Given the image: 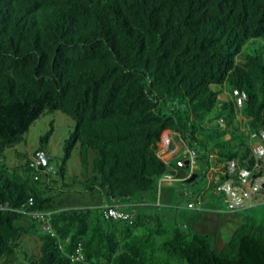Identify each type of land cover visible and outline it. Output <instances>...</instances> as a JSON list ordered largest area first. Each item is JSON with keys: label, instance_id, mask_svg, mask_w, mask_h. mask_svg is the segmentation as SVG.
<instances>
[{"label": "trees", "instance_id": "16d2710c", "mask_svg": "<svg viewBox=\"0 0 264 264\" xmlns=\"http://www.w3.org/2000/svg\"><path fill=\"white\" fill-rule=\"evenodd\" d=\"M256 39L264 40V0H0V264L19 263L23 238L33 235L40 247L31 264H264L257 216H246L219 249L218 233L167 227L157 215L139 212L127 222L103 215L105 204L160 192L165 174L196 181L198 173L189 176L185 164L188 171L174 170L160 154L166 131L198 159L206 152V174L216 161L226 177L223 156L252 167L250 136L264 130V57L244 48ZM228 87L230 103L216 115ZM236 88L247 92L244 118ZM55 111L75 122L66 156L78 146L85 172L71 183L49 179L53 129L34 151L45 152L47 166L31 157L6 163V150ZM220 117L224 126L215 124ZM208 135L239 139L237 148L215 140L211 150ZM86 193L89 203L74 202Z\"/></svg>", "mask_w": 264, "mask_h": 264}, {"label": "rangeland", "instance_id": "374dc122", "mask_svg": "<svg viewBox=\"0 0 264 264\" xmlns=\"http://www.w3.org/2000/svg\"><path fill=\"white\" fill-rule=\"evenodd\" d=\"M244 52L250 54L261 53L264 57V40L256 39L250 41L244 48ZM226 89L221 90L219 95V102L214 109L216 115H218L219 110L224 112L223 107L226 106V103H230L228 91L231 88L228 87ZM235 109L238 115L242 114L241 107L236 106ZM241 116L244 118L243 115ZM215 124H219L218 121ZM74 125V120L60 111L42 115L31 125L23 142L6 150L5 158L7 165L13 168L28 160L40 146L41 138L53 129L47 146L48 155L52 157L49 166L50 171L48 172L51 176L49 179H56L62 184L64 181L71 183L76 177L82 178L85 169L80 162L78 146L73 150L69 158L66 156V143L71 137ZM246 131L248 134L250 133L248 129ZM167 132H164L161 137V148L170 147L165 137L169 136ZM216 137L209 135L203 136V138L210 140L208 145L209 149L214 150V148L218 147L215 146V140L219 142L220 146L230 147L232 149L237 148L239 139L231 140L230 136H225L224 139L218 140ZM202 143L205 145L204 141ZM173 148V153L168 159L173 165L172 168L174 170L188 171V168L181 165V162L186 158L183 153L185 145L177 136L174 138ZM21 153L24 155L23 159L20 158ZM204 154H206L205 151L200 152V158L197 160V167L194 172L198 173L199 176L195 182L184 183L181 180H175L172 184L162 183L160 184V192L158 189L156 192L148 191L141 193L131 200H128L124 209L133 217H137L139 212L157 215L161 219L162 225L167 227L179 224L182 230L190 229L193 233L208 235L218 233L217 247L219 249L229 241L246 216H257L259 220H264V192L257 195L249 211H229L227 209L220 194L214 192L209 174L205 173L207 164L201 158ZM217 166L216 161H214L213 167ZM40 175L44 176V180H47L45 170ZM75 189L77 191L83 190L81 186H77ZM86 195L89 199H82L78 196L74 202L80 205L89 203L91 198L88 193ZM144 198H146V202H142ZM198 199H201V201L195 209L188 207L190 201H197ZM21 245L22 248L19 254L21 261L15 264H31V258L29 259V257L38 255L40 247L38 237L36 235L25 236Z\"/></svg>", "mask_w": 264, "mask_h": 264}, {"label": "built area", "instance_id": "2783aa9c", "mask_svg": "<svg viewBox=\"0 0 264 264\" xmlns=\"http://www.w3.org/2000/svg\"><path fill=\"white\" fill-rule=\"evenodd\" d=\"M233 97L237 106L242 107L248 96L245 90L236 88L233 90ZM218 123L224 126V118L220 117ZM250 137L254 142L252 150L255 161L252 167H239L237 159L232 156L217 158L220 161V165L224 167L222 175L226 176L221 179L219 175L216 181L217 191L229 211H239L252 206L257 195L264 192V170L261 165V161L264 160V130L253 131ZM183 153L187 158L189 176H191L197 167L198 153L189 147H185ZM181 163L183 164V162ZM31 164L37 168L47 166L48 158L45 152L42 150L36 151L32 157ZM217 169L219 168L212 166L209 174L211 175L213 171L216 172ZM175 180L178 179L174 175L165 174L161 177L160 184H172ZM200 201L201 199L192 201L188 204V207L195 209ZM29 202L32 203V198L29 199ZM103 215L105 219L131 221V215L119 205H104ZM50 229L51 227L48 225L44 227L45 231H50ZM79 252L80 250L78 249L76 258L80 257Z\"/></svg>", "mask_w": 264, "mask_h": 264}, {"label": "crops", "instance_id": "0c3cea01", "mask_svg": "<svg viewBox=\"0 0 264 264\" xmlns=\"http://www.w3.org/2000/svg\"><path fill=\"white\" fill-rule=\"evenodd\" d=\"M168 133V135L169 136H165L166 137V140H167V142L170 144V147L169 148H166V147H164V148H161L160 147V154L162 155V157L164 158V159H166V160H168L169 158H170V156L172 155V153H173V150L171 149L172 147H171V145L173 146V143H174V138H175V136H174V134L173 133H171V132H167ZM184 160H186V158L184 159ZM220 166H218V168H219ZM210 177L212 178L211 179V183H216V181L218 180V178H219V174L217 173V172H214L213 171V173L210 175ZM122 205V204H121ZM123 207H124V205H123ZM125 208V207H124Z\"/></svg>", "mask_w": 264, "mask_h": 264}, {"label": "clouds", "instance_id": "9594fccd", "mask_svg": "<svg viewBox=\"0 0 264 264\" xmlns=\"http://www.w3.org/2000/svg\"><path fill=\"white\" fill-rule=\"evenodd\" d=\"M169 132H170V131H169ZM171 147H172L171 149L173 150V146H172V145H171ZM37 151H38V150H37ZM34 154H35V153H33V156H34ZM33 156H31V159H32ZM186 161H187V158H186V160H183V161H182L183 164H185ZM185 165H186V164H185ZM187 165H188V163H187ZM187 167H188V166H187ZM188 168H189V167H188ZM105 205H106V204H105ZM108 205H113V204H108ZM115 205H118V204H115ZM121 207H122V206H121ZM122 208L124 209V207H122ZM124 210H125V209H124Z\"/></svg>", "mask_w": 264, "mask_h": 264}, {"label": "water", "instance_id": "95a60500", "mask_svg": "<svg viewBox=\"0 0 264 264\" xmlns=\"http://www.w3.org/2000/svg\"><path fill=\"white\" fill-rule=\"evenodd\" d=\"M187 163H188V162L186 161L185 164L187 165ZM187 166H188V165H187ZM196 176H197L196 174L193 175V176L189 179V181H193V180L196 178Z\"/></svg>", "mask_w": 264, "mask_h": 264}]
</instances>
